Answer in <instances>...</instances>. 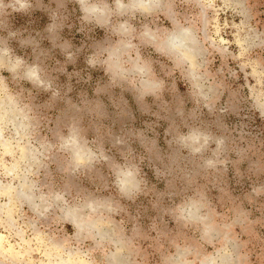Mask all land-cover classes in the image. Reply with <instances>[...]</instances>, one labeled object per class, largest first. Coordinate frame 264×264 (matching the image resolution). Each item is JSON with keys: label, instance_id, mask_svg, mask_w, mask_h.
Returning <instances> with one entry per match:
<instances>
[{"label": "rangeland", "instance_id": "1", "mask_svg": "<svg viewBox=\"0 0 264 264\" xmlns=\"http://www.w3.org/2000/svg\"><path fill=\"white\" fill-rule=\"evenodd\" d=\"M26 3L0 9V49H11L0 61H24L16 78L0 70V189L17 186L7 209L9 193L0 195V264L69 255L115 264V253L117 264H162L176 245L190 249L192 264L217 249L226 264H264V0H163L161 12L132 18L137 32L163 33L178 20L195 36L190 57L133 40L163 82L143 99L86 63L117 39L110 25L85 22L77 0ZM32 66L51 89L24 79ZM69 126L91 161L86 151L78 164L60 148ZM192 129L209 137L195 154L180 139ZM116 165L137 170L131 198L114 184ZM190 199L204 205L210 239L200 222L178 219ZM68 206L94 228L77 231Z\"/></svg>", "mask_w": 264, "mask_h": 264}, {"label": "clouds", "instance_id": "2", "mask_svg": "<svg viewBox=\"0 0 264 264\" xmlns=\"http://www.w3.org/2000/svg\"><path fill=\"white\" fill-rule=\"evenodd\" d=\"M19 8L15 4H3L0 0V9L11 8L13 11L23 10L28 7L26 0H17ZM82 13V19L85 22H95L98 26H109L110 31L117 37L115 42L98 47L86 59L89 67H101L113 84L118 82L129 83L139 92L141 99L152 95H157L163 88V82L159 81L153 72L152 65L145 60L140 53V44L152 47L158 53H180L188 50L195 42V36L190 27H185L180 21H175L170 29L163 33L159 30L150 29L147 25L143 30L137 32V29L130 23L136 15L149 16L163 10V0H77ZM114 23L110 24L113 18ZM121 20V18H125ZM138 40L140 44L133 43ZM11 49L5 47L0 49V57H8ZM72 57L69 56V59ZM24 61L20 58L10 59L7 62L0 61V70H6L13 74L14 78L17 70L21 68ZM24 79L37 87H42L45 91L52 88L51 82L41 79L40 71L37 66L28 68ZM4 85V78L0 77V86ZM56 93L54 92L53 95ZM181 142L192 153H199L208 144L209 137L198 130H189L187 135L180 137ZM60 148L71 155L78 164L83 161L85 152L89 161L95 158V154L90 149L85 148L78 129L75 126H69L66 135L59 137ZM116 179L114 184L118 192L131 198L139 192V183L137 180V170L127 166H115ZM58 199L61 197H57ZM204 207L199 201L190 199L187 202L177 206L175 211L178 213V219L186 222H200L203 225L202 238H209L213 229L212 224H204L208 219L206 215H201V208ZM76 209L67 207V214L72 216ZM79 226V225H78ZM190 249L180 245L175 246L173 253L162 256V264H192L188 259ZM226 250L217 249L212 253L204 255L199 264H226Z\"/></svg>", "mask_w": 264, "mask_h": 264}, {"label": "bare ground", "instance_id": "3", "mask_svg": "<svg viewBox=\"0 0 264 264\" xmlns=\"http://www.w3.org/2000/svg\"><path fill=\"white\" fill-rule=\"evenodd\" d=\"M174 54H179L180 56H188V57H190V56H194V55H195V42H194L193 45H191V47H190L188 50L183 51V52H180V53H174ZM9 205H10V204H9ZM71 220H73L74 225H75L77 231L82 230V229H85V228H86V230L88 231V230L94 228V223H93V222L88 223L87 226L81 227L79 221H78L74 216L71 217ZM78 225H79V226H78ZM1 240H2V239H1ZM2 242H3V241H2ZM5 248H6V247H5ZM0 250H1V249H0ZM4 251H5V250H4ZM8 251H9V250H8ZM69 253H70V252H69ZM67 255H68V254H67ZM113 261L115 262V264H117L118 262L121 263V262H122V256H121L120 254L115 253V254L113 255ZM87 262H88V261H87ZM58 264H85V263H84L83 261H81V260H79V259H77V258H75V257L69 255V258H68L67 260H65L64 258H63V259L60 258Z\"/></svg>", "mask_w": 264, "mask_h": 264}, {"label": "crops", "instance_id": "4", "mask_svg": "<svg viewBox=\"0 0 264 264\" xmlns=\"http://www.w3.org/2000/svg\"><path fill=\"white\" fill-rule=\"evenodd\" d=\"M4 103L0 102V108L3 107L4 108ZM11 114V113H10ZM23 152V151H22ZM25 153V152H23ZM16 185H12V184H8V185H4L1 187L0 189V195H6L9 193V200L8 203H6V209L8 208L9 204L12 202L13 198H16V195L13 194V191L16 190ZM20 191H17L16 194H18Z\"/></svg>", "mask_w": 264, "mask_h": 264}]
</instances>
